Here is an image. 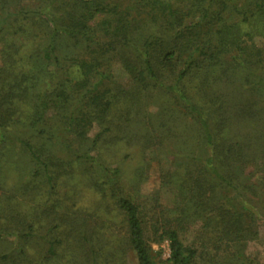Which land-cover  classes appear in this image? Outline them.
Listing matches in <instances>:
<instances>
[{"label": "trees", "instance_id": "16d2710c", "mask_svg": "<svg viewBox=\"0 0 264 264\" xmlns=\"http://www.w3.org/2000/svg\"><path fill=\"white\" fill-rule=\"evenodd\" d=\"M115 64L127 85L113 82ZM94 124L99 131L89 138ZM191 132L192 154L183 155L192 171L175 175L192 222H201L198 234L192 246L171 229L150 242L167 238L168 264H264L245 255L264 223V0H0V158L17 149L54 190L55 148L118 186L110 152L159 151L185 144ZM116 205L137 264H158L139 206L124 197ZM9 208L0 241L13 243L0 264H77L55 250L64 220L49 222L47 248L33 255L36 221ZM70 236V247L91 246L87 235ZM90 250L86 264H106L107 254Z\"/></svg>", "mask_w": 264, "mask_h": 264}, {"label": "rangeland", "instance_id": "374dc122", "mask_svg": "<svg viewBox=\"0 0 264 264\" xmlns=\"http://www.w3.org/2000/svg\"><path fill=\"white\" fill-rule=\"evenodd\" d=\"M253 41L256 47H260L263 43L258 37ZM112 69L113 82L122 85L129 83V76L119 64H115ZM233 80L238 83L241 79L239 76H233ZM246 96L251 102L257 100L253 93H248ZM147 108L151 113L156 112L158 104ZM54 113L55 110H49L48 117ZM253 126L257 125L253 124ZM98 131V126L94 124L88 137L93 138ZM190 134L185 144L173 145V147L164 144L159 151L151 148L139 153L136 145L131 146L126 153L120 149L114 153L111 150L109 163L111 162L112 169L116 166L121 169L118 186L112 185L116 181L109 182L104 178L103 173L84 168V165L71 156L52 148L51 154H48L57 165L55 170L61 175V179L58 186L51 190L46 185L42 173L36 172L37 168L28 156L20 155L17 149H5L0 158V220H5L4 211L13 209L9 207L14 204L21 216L32 214L30 220L36 221V230L30 240L29 252L33 255L47 248L43 237L47 235L49 222L62 225L64 220L65 225L57 230V237L62 239H60L62 243L55 247L59 257L60 253L67 252L66 261L72 259L74 263L86 264V257L91 252L90 248H93L101 251L102 256L104 254L109 256L105 261L106 264H137L135 254L128 243L124 215L116 205L118 197L129 198L140 208L152 259L158 264H168L169 241L164 238L157 243L150 242L152 238L171 229L177 232L183 245L192 246L201 224L198 220L192 222V203L186 200V195L183 196L185 191L182 182L175 175L183 174L187 168L192 171V160L184 156L192 154V132ZM130 152L134 157L127 158ZM131 158L133 160L130 163ZM70 164H74L73 169H70ZM61 166L62 169H58ZM54 204L59 208L56 211L53 209V212L49 211L48 208ZM177 205L179 211L174 209ZM183 208L185 215H181ZM62 213H67L70 217ZM69 220L76 221L77 231L74 232V228L72 231L71 224L68 225ZM95 228L99 231L97 234L92 231ZM258 231V239L248 244L245 255L264 263V223L259 225ZM70 234L87 235L91 246L88 243H81L79 247L77 245L70 247L73 240ZM11 243L7 240L0 241V254L7 252L12 246ZM62 261L56 259L50 264H60ZM198 261L199 264H208L202 259Z\"/></svg>", "mask_w": 264, "mask_h": 264}]
</instances>
